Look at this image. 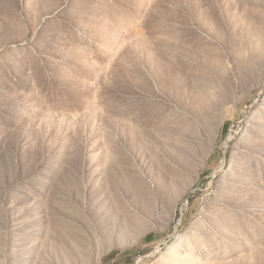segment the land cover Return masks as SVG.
Segmentation results:
<instances>
[{
	"label": "rangeland",
	"instance_id": "1",
	"mask_svg": "<svg viewBox=\"0 0 264 264\" xmlns=\"http://www.w3.org/2000/svg\"><path fill=\"white\" fill-rule=\"evenodd\" d=\"M0 264H264V0H0Z\"/></svg>",
	"mask_w": 264,
	"mask_h": 264
},
{
	"label": "trees",
	"instance_id": "2",
	"mask_svg": "<svg viewBox=\"0 0 264 264\" xmlns=\"http://www.w3.org/2000/svg\"><path fill=\"white\" fill-rule=\"evenodd\" d=\"M132 252H128L127 254H131Z\"/></svg>",
	"mask_w": 264,
	"mask_h": 264
}]
</instances>
